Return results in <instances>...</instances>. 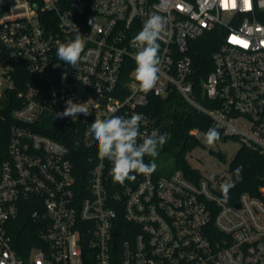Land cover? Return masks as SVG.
<instances>
[{
    "label": "built area",
    "instance_id": "2783aa9c",
    "mask_svg": "<svg viewBox=\"0 0 264 264\" xmlns=\"http://www.w3.org/2000/svg\"><path fill=\"white\" fill-rule=\"evenodd\" d=\"M153 14L167 23L158 82L145 93L131 41ZM76 28L83 61L78 69L55 67L57 42L74 39ZM201 40L214 51L200 86ZM173 91L223 136L264 155V0H0V264H264V195L225 201L222 185L231 176L210 179L192 165L197 181L176 169L115 183L111 162L99 159L86 135L96 116L140 114L142 143L161 133L146 111L150 97ZM89 97L91 115L53 119L67 99ZM57 127L78 138L84 164L43 131ZM20 221L33 223L39 240L22 255Z\"/></svg>",
    "mask_w": 264,
    "mask_h": 264
},
{
    "label": "clouds",
    "instance_id": "9594fccd",
    "mask_svg": "<svg viewBox=\"0 0 264 264\" xmlns=\"http://www.w3.org/2000/svg\"><path fill=\"white\" fill-rule=\"evenodd\" d=\"M91 24L92 21H89ZM166 19L163 16L153 14L145 22L142 30L131 41L137 51L133 56L135 61L134 76L141 91L147 93L154 89L158 82L159 43L158 40L166 28ZM85 49V42L79 29L76 28L74 39L66 42H57L56 55L60 61L78 69L83 61L82 53ZM60 67L59 64H54ZM62 79H66V74ZM96 103L91 97L86 102L74 103L71 98L65 101V108L62 112L53 113V119L65 117L77 118L82 114L85 117L91 115L89 105ZM115 112V109L112 110ZM143 119L140 114H133L130 118L124 116H113L108 119H101L96 116L91 123L86 135L94 142L98 149V157L101 160L107 159L112 167L109 175L113 182L123 185L125 181H135L137 174L151 175L157 169L155 157L159 155V149L167 143L168 134L153 131L151 135H144L142 143L140 121ZM208 145H213L220 139V132L217 127H210L205 133ZM77 147L79 146L77 142ZM152 157L150 163H145L144 157ZM243 167L234 170V179L222 185V196L227 201L229 192L237 182L242 181ZM211 179V177H210Z\"/></svg>",
    "mask_w": 264,
    "mask_h": 264
},
{
    "label": "trees",
    "instance_id": "16d2710c",
    "mask_svg": "<svg viewBox=\"0 0 264 264\" xmlns=\"http://www.w3.org/2000/svg\"><path fill=\"white\" fill-rule=\"evenodd\" d=\"M213 51L214 46H210L206 40L199 42V51L195 57L197 63L195 78L197 84H200V86L213 68ZM57 64L60 65V68H65V63L58 58ZM201 101L207 104L206 100L201 99ZM146 111L158 118L161 134H168L166 149L174 150L172 168L166 173L156 169L154 173L158 175H169L176 169H182L190 179L195 181L199 180L201 174L198 170L192 168L186 158V154L188 151L204 144L200 139L191 134L190 130L198 128L206 133L210 127H217L213 119L206 113L195 109L177 91H173L165 97L152 95ZM218 130L220 132V139L226 140L228 137L223 136L221 129L218 128ZM43 131L69 144L75 153L77 165L81 166L84 164L87 158L86 151L81 149L78 138L74 136L70 128H47L43 129ZM77 142L79 144L78 147L76 146ZM215 154L220 159L226 160L227 156L222 151H217ZM150 162L151 158L148 157L145 163ZM240 166L243 167V179L237 182L235 187L230 190L227 200L229 202H235L243 192H249L256 197H262L264 195L261 189L264 187V155L252 147L241 145L229 162L231 180L235 178L234 170ZM18 225L20 230H18L19 233H16L15 243L19 244V248H21L19 253L22 255V248L31 247L33 243H37L39 240L37 239L38 236L35 233L33 223L30 221H20ZM27 231L31 234L30 237L25 236V234L22 238L18 237V234L26 233ZM31 240L35 241L33 242Z\"/></svg>",
    "mask_w": 264,
    "mask_h": 264
},
{
    "label": "rangeland",
    "instance_id": "374dc122",
    "mask_svg": "<svg viewBox=\"0 0 264 264\" xmlns=\"http://www.w3.org/2000/svg\"><path fill=\"white\" fill-rule=\"evenodd\" d=\"M204 145L199 146L193 150V156L189 159L190 164L199 169L205 176L214 178L219 173L225 175V178L230 176L229 162L236 154L241 146L239 140L228 137L226 140H218L213 145H208L205 136L202 137ZM168 142V140H167ZM212 149L213 152L209 151ZM222 151L226 154V160L220 159L215 152ZM151 161H152V157ZM174 158V150L166 149V144L159 149V155L155 157L157 169L163 173L168 172L172 168ZM17 228L15 233H17ZM25 236L30 237L31 234L27 231Z\"/></svg>",
    "mask_w": 264,
    "mask_h": 264
},
{
    "label": "water",
    "instance_id": "95a60500",
    "mask_svg": "<svg viewBox=\"0 0 264 264\" xmlns=\"http://www.w3.org/2000/svg\"><path fill=\"white\" fill-rule=\"evenodd\" d=\"M237 206H238V204H237Z\"/></svg>",
    "mask_w": 264,
    "mask_h": 264
}]
</instances>
